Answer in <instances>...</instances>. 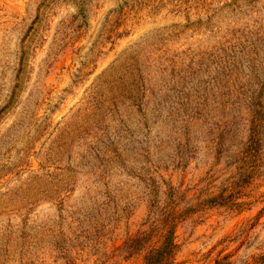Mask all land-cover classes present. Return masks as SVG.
I'll return each mask as SVG.
<instances>
[{"label": "rangeland", "instance_id": "374dc122", "mask_svg": "<svg viewBox=\"0 0 264 264\" xmlns=\"http://www.w3.org/2000/svg\"><path fill=\"white\" fill-rule=\"evenodd\" d=\"M170 226L178 264H264V0H0V264Z\"/></svg>", "mask_w": 264, "mask_h": 264}, {"label": "trees", "instance_id": "16d2710c", "mask_svg": "<svg viewBox=\"0 0 264 264\" xmlns=\"http://www.w3.org/2000/svg\"><path fill=\"white\" fill-rule=\"evenodd\" d=\"M173 232V226H170L169 231L167 230L163 239L160 240V244L147 254V264H178L174 258L177 244L174 241ZM147 239L148 235H145L144 238H137L135 241L143 244Z\"/></svg>", "mask_w": 264, "mask_h": 264}]
</instances>
